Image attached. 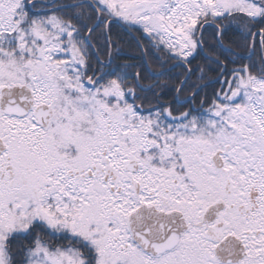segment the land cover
<instances>
[{"label": "snow or ice", "instance_id": "1", "mask_svg": "<svg viewBox=\"0 0 264 264\" xmlns=\"http://www.w3.org/2000/svg\"><path fill=\"white\" fill-rule=\"evenodd\" d=\"M0 264H264V0H0Z\"/></svg>", "mask_w": 264, "mask_h": 264}, {"label": "trees", "instance_id": "2", "mask_svg": "<svg viewBox=\"0 0 264 264\" xmlns=\"http://www.w3.org/2000/svg\"><path fill=\"white\" fill-rule=\"evenodd\" d=\"M211 32V30H209ZM123 46L125 47L126 51H133L134 52V47H130V45L134 44L133 38L125 35L124 40L122 41ZM217 85H210L207 91L210 93L212 91L213 87H216Z\"/></svg>", "mask_w": 264, "mask_h": 264}]
</instances>
